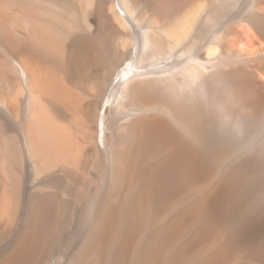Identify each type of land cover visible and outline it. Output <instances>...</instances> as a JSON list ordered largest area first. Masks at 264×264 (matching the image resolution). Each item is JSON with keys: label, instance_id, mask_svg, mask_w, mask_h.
I'll return each instance as SVG.
<instances>
[{"label": "bare ground", "instance_id": "1", "mask_svg": "<svg viewBox=\"0 0 264 264\" xmlns=\"http://www.w3.org/2000/svg\"><path fill=\"white\" fill-rule=\"evenodd\" d=\"M0 52V264H264V0H0Z\"/></svg>", "mask_w": 264, "mask_h": 264}, {"label": "rangeland", "instance_id": "2", "mask_svg": "<svg viewBox=\"0 0 264 264\" xmlns=\"http://www.w3.org/2000/svg\"><path fill=\"white\" fill-rule=\"evenodd\" d=\"M0 53H2L3 54V57L4 58H6L5 56H4V53L3 52H0ZM22 54V56L20 55L19 56V58L22 60L23 59V61H26V59L28 58L29 59V54L28 53H26V51L25 52H22L21 53ZM28 54V55H27ZM25 55V56H24ZM3 57H2V55H0V69H1V71H2V73L0 74V77L2 78V79H4L5 78V85H2L1 87L3 88L4 86H7L6 84L7 83H11L10 82V79H9V74H8V63H7V59H6V62H5V60L3 59ZM3 60V61H2ZM31 61V60H30ZM27 63V62H26ZM28 63H29V65H30V62H29V60H28ZM31 66V65H30ZM7 69V71H5ZM46 69V70H45ZM55 70H56V72H55ZM35 71V70H34ZM45 71L47 72V73H45ZM58 71H60L59 73L62 75V77H61V75L60 74H58ZM58 71H57V68L56 69H54L53 70V72L51 73L50 72V70H49V72H48V69L47 68H42V69H39V70H36V73H37V75H38V77L40 78L41 77V74H43V76L45 77V79L46 78H48V76H50L49 78H48V81H51V80H54V79H56V80H61L62 78H64L65 79V81L67 82V74H65V72L64 71H61V70H59L58 69ZM64 72V73H63ZM7 74V76H8V78L5 76ZM40 74V75H39ZM54 74V75H53ZM56 74H58V75H56ZM64 74L66 75L65 77H64ZM48 75V76H47ZM42 76V77H43ZM55 76H58L57 78L55 77ZM53 77H54V79H53ZM59 78V79H58ZM2 79H0L1 81H2V83H3V80ZM41 79V78H40ZM44 79V80H45ZM51 79V80H50ZM64 79H63V81H64ZM7 80H9V82L7 81ZM56 80H54V81H56ZM1 81H0V83H1ZM11 81H15V80H11ZM41 81L42 82H45V81H43L42 79H41ZM48 81H46V83L48 82ZM53 82V81H52ZM1 83V84H2ZM46 83H44V84H46ZM0 84V85H1ZM4 84V83H3ZM12 84V83H11ZM13 84H15L16 85V82L15 83H13ZM12 84V85H13ZM0 87V94L1 95H3V94H5V91L4 90H2V88ZM76 93H77V90L75 91ZM81 92V91H80ZM79 93H77V95H78ZM83 94H84V92H83ZM86 95L85 96H87V93H85ZM0 95V96H1ZM81 95H82V92H81ZM84 96V95H83ZM83 96H80V94H79V98H81V97H83ZM85 96L82 98V100L85 98ZM81 100V99H80ZM84 100H86V99H84ZM78 114V113H77ZM78 117H80L79 116V114H78ZM84 149V148H83ZM82 154L80 153V156H78L77 158L79 159V160H77L76 162V164H77V166H80V164H81V156ZM18 156V155H17ZM2 157H3V160H2ZM19 158L20 157H18V158H15L16 159V161L15 160H13V162H11L12 160H10V162L8 163V160H7V158H6V156H5V154H1V152H0V192L3 190L2 188H3V186H5L6 185V181L9 183H7L8 184V190H9V192H10V189H12L13 187H15L13 190H15V189H20L19 190V192H21L22 193V191H21V185H22V182H23V176H22V174H21V172H20V165L19 164H21L20 162H19ZM5 162H6V166H5ZM17 163V165H16V163ZM4 163V164H3ZM10 165V166H9ZM8 168V169H7ZM4 170H5V172H4ZM14 171V172H13ZM8 173V174H7ZM9 173H10V176H9ZM6 175L7 176H9L8 178H9V180H6ZM19 175V176H18ZM11 176H12V178H11ZM6 177V178H5ZM4 178V179H3ZM7 178V179H8ZM12 179V180H11ZM6 180V181H5ZM17 181H19L20 183H18V185L20 184V186L18 187V186H16L15 185V182L17 183ZM10 188V189H9ZM12 190V191H13ZM16 191V190H15ZM14 192V191H13ZM13 192H11V195L14 197V194H15V198H17L18 197V194H21V193H18L17 191L15 192V193H13ZM16 202H17V199H16ZM18 203V202H17ZM1 204V203H0ZM12 204H15V206L13 205V206H11ZM11 205H10V208H9V211H10V213L12 214V217H17L18 215H19V213H20V206L18 205V204H16L15 202H13ZM75 205L77 206H75L76 207V211L73 213L74 214V218L72 219V225L74 226L77 222H81L82 221V219H81V217H80V211H78V209L80 210V208H82L83 207V205H82V203H80V202H78V204L77 203H75ZM19 207V208H18ZM18 210H17V209ZM15 209V210H14ZM16 213H15V212ZM17 212H19V213H17ZM77 212V213H76ZM78 214H79V216H78ZM14 217V218H15ZM76 219V220H75ZM80 219V220H79ZM70 221V220H69ZM75 221V222H74ZM73 232V231H72ZM72 232H71V229L70 230H68L67 231V234H72ZM63 247V246H62Z\"/></svg>", "mask_w": 264, "mask_h": 264}]
</instances>
